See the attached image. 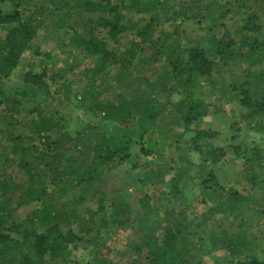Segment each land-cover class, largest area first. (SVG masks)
<instances>
[{"label":"trees","instance_id":"1","mask_svg":"<svg viewBox=\"0 0 264 264\" xmlns=\"http://www.w3.org/2000/svg\"><path fill=\"white\" fill-rule=\"evenodd\" d=\"M176 1L183 6L173 18L232 22L212 26L207 46L184 47L168 34L156 37L157 0L128 7L122 0H0V23L15 24L0 37V135L12 143L0 151V264H76L79 245L110 264L106 234L119 225L139 237L131 264H204L216 251L227 252L229 264H264V148L232 144L240 174L222 186L217 165L226 148L214 143L218 131L201 124L217 112L203 96L207 85L221 91L217 100L244 108L248 128L264 134V0ZM127 8L151 19L133 23L136 39L122 46ZM82 14L86 20L69 23ZM41 29L70 30L67 44L91 61L28 70L9 84ZM219 66L228 74L221 88ZM113 68L127 90L110 99L104 76ZM74 100L86 121L63 112ZM151 156L162 164L150 167L143 158ZM131 164L139 183L152 186L136 220L102 186ZM32 203L38 206L21 217Z\"/></svg>","mask_w":264,"mask_h":264},{"label":"rangeland","instance_id":"2","mask_svg":"<svg viewBox=\"0 0 264 264\" xmlns=\"http://www.w3.org/2000/svg\"><path fill=\"white\" fill-rule=\"evenodd\" d=\"M125 6H131V0H122ZM155 13L159 17L161 23L157 28L156 37L164 34H168L169 41H178L182 46H190L195 44L207 46L209 39L212 35L210 29L212 26L220 28L221 23L229 26L232 22L230 19H225L218 23H211L210 21L198 22L195 19H187L183 17L173 18L172 10L174 8H180L183 6L176 0H157ZM0 9H5L4 4H0ZM124 23L127 28L118 36L119 44L127 46L131 41L136 39L135 29L132 27L133 23H138L139 27L146 24L150 19L149 13L138 12L134 8L123 11ZM86 20L87 17L75 16L71 18L70 24H79L80 21ZM239 19V18H237ZM15 24H1L0 23V37L4 36L7 31ZM233 31V30H232ZM159 32V33H158ZM70 30H59L58 33H53L41 29L38 35L33 39L32 47L28 49L22 57L20 65L14 70L9 78V84L20 83V75L28 70L40 72L44 67L61 69L68 63L78 62H90L84 58V54L75 47L68 45V39ZM105 30H100V34H105ZM50 53V57L47 56ZM232 65V64H231ZM230 65V66H231ZM232 67L235 70H239L238 67ZM226 67H220L217 69L221 80L217 79V88H221L223 83L228 82V74L225 71ZM82 69V67H81ZM105 81L108 84V92L106 94L110 99L115 98L117 93L127 90L122 77L119 76L118 69H109V73L104 76ZM82 85H73L74 91H78ZM202 92L203 96L212 103L217 105V112L212 111L208 116L201 120V124L206 129H213L219 132V136L214 140L217 147L226 148V159L224 162H220L218 166V175L221 178V185L227 186L229 179H235L237 174H240L241 167L239 164H235L233 150L231 145L234 143H241L246 147H261L264 148V134L248 128L247 118L245 116V110L241 106L235 103H227L223 100H217L221 97V91L217 90L212 92L210 86H204ZM52 99L51 104L58 106V101ZM51 100V99H50ZM164 100V99H163ZM77 100L70 101L69 105L63 107V112L69 117L74 119H82L86 121V114L80 110ZM60 107V106H59ZM89 119V118H88ZM97 120V119H96ZM81 124L73 123V129L80 128ZM11 142L0 135V151L9 150ZM195 161H198L197 156H193ZM150 167L156 168L162 164V161L155 159L153 156L143 158ZM12 169L16 170L15 167ZM140 171L138 168H134L133 165H123L120 168L114 170L112 173L104 177L102 182L103 189L108 192L109 196H113L119 203H128L131 209L132 219H139L143 215V209L141 206V199L147 193L152 191V186H143L137 180V174ZM240 187H244L241 184ZM199 202V201H198ZM38 206V203H32L26 207H23L19 214L24 217ZM195 207L199 210H203V205L195 204ZM257 226H261L262 221L257 220ZM264 225V223L262 224ZM108 242L106 244L105 251L108 255L110 264H131L134 254L131 249V243L138 241L139 237L135 230L131 227L123 225L113 227L107 234ZM258 256L264 261V245L258 250ZM74 260L76 264H100L99 259L91 255L88 248L83 245H79L74 250ZM228 254L224 251H216L215 253H208L204 256V264H229Z\"/></svg>","mask_w":264,"mask_h":264}]
</instances>
